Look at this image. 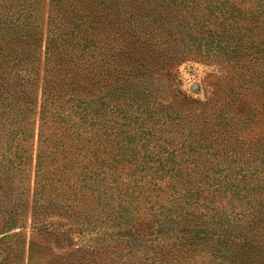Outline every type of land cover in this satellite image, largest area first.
I'll use <instances>...</instances> for the list:
<instances>
[{
	"label": "trees",
	"instance_id": "trees-1",
	"mask_svg": "<svg viewBox=\"0 0 264 264\" xmlns=\"http://www.w3.org/2000/svg\"><path fill=\"white\" fill-rule=\"evenodd\" d=\"M197 1L47 0L44 30L34 14L38 0L0 2V190L8 179L21 178L28 159L33 164V148L28 154L26 146L35 137L33 229H39L37 224L48 212L69 211L86 222L84 227L91 220L119 222L128 249L123 264H184L193 251L205 248L214 249L212 258L226 264H264V178L258 183L244 175L251 162L239 164L238 156L225 154L219 163L218 180L229 185L230 199L239 202L235 206L241 216L235 222L217 212L201 220L190 207L199 203V186L181 179L180 170L161 168L162 173L151 174V181H168L173 191L168 199L167 191L149 185L150 180L137 184L134 174L118 171L107 147L103 157L98 153L96 126L111 117L106 105L127 108L122 112L127 117L133 107L155 113L148 104L149 93L137 87L143 89L141 85L156 71L159 37L164 39L161 45L174 36L175 25L166 22L162 13ZM216 4L223 8L222 26L219 30L202 24L206 38L219 37L227 58L263 53L259 37L264 11L243 9L230 0ZM136 76L143 78L139 84ZM96 88L100 94L94 92ZM31 114L37 115V135L29 129ZM221 119L226 138L237 140L240 130L235 121ZM49 127L59 135L46 132ZM262 147L259 151L264 155ZM121 160L116 163L123 169L128 163L124 157ZM259 165L264 168L261 158ZM64 189L74 206L62 204L67 198ZM4 196L0 194V211L12 218L14 212L4 210ZM32 244L28 255L34 254ZM100 247L81 246V260L75 264H93Z\"/></svg>",
	"mask_w": 264,
	"mask_h": 264
},
{
	"label": "rangeland",
	"instance_id": "rangeland-1",
	"mask_svg": "<svg viewBox=\"0 0 264 264\" xmlns=\"http://www.w3.org/2000/svg\"><path fill=\"white\" fill-rule=\"evenodd\" d=\"M46 1L38 0V6L34 8L42 30L45 27L41 24L48 13ZM212 1L207 5L205 0H200L178 11H163L166 22L175 25L172 26L174 36L165 39L168 42L161 45L164 39L159 37L154 59L156 71L145 84L147 86L141 85L143 89L137 87L149 93L148 104L155 113H142L133 107L128 110L131 117H127L122 113L124 107L115 109L111 104L106 105V112L111 110V117L103 126H96V143L98 153L103 157V147H107L118 171L134 174L137 181L141 180L136 181L137 184L150 180L151 174L162 173L161 168L180 170L181 179L199 186V203L190 207L192 211L196 209L194 212L201 220L209 219L213 212H217L237 222L241 215L235 204L239 202L230 199L232 189L229 185L224 186L218 180L219 163L225 154L238 156L239 164L251 162L249 168L245 166L249 170L244 172L247 178L250 176L258 183L264 178L263 165H259V159L264 160L259 151L264 146V48L260 54L227 58L220 49L223 46L218 42L219 37L206 38L202 31L207 24L209 28L218 27L219 30L222 26L220 22L224 15L220 10L223 8L216 4L221 0ZM230 2L243 9L264 11V0ZM6 5H9L8 1ZM205 16L208 22L201 23ZM168 25L166 23V28ZM259 39L263 45L264 31ZM234 44L229 43V47ZM136 79L139 84L143 78L136 76ZM94 92L100 94L98 88ZM101 108L104 109V105ZM223 116L235 121L240 130L237 140L232 141L224 135L220 122ZM29 124L30 131L37 135V115H30ZM45 131L59 135L51 127ZM27 142L28 154L33 148L34 164L36 138ZM229 143L231 150L229 147L223 150ZM121 157L128 163L123 169L116 163L124 161ZM33 164L28 159L21 178L8 179L10 182L0 190V194L5 195L4 210L14 212L11 218L8 213L0 211V264H75L76 260H81L80 247L87 244L101 246L93 264H123L128 249L122 239L121 225L115 219L106 218L95 223L91 220L84 227L86 222L74 213L48 212L37 224L39 229L32 228ZM167 184L165 179V182L150 180L149 185L165 189L169 199L173 191ZM64 191L67 198L62 199V204L74 206L72 196ZM58 196H55L57 200ZM30 242H33V255H28ZM102 251L104 253L99 255ZM215 253L211 248L196 249L184 264H226L223 260L213 259ZM151 255L157 257L156 253Z\"/></svg>",
	"mask_w": 264,
	"mask_h": 264
}]
</instances>
